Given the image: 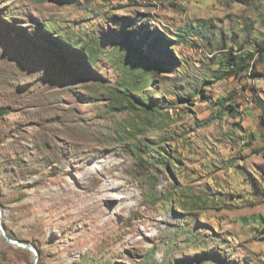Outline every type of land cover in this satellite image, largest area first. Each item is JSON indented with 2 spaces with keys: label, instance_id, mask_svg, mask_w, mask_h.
I'll return each mask as SVG.
<instances>
[{
  "label": "rangeland",
  "instance_id": "374dc122",
  "mask_svg": "<svg viewBox=\"0 0 264 264\" xmlns=\"http://www.w3.org/2000/svg\"><path fill=\"white\" fill-rule=\"evenodd\" d=\"M193 26L208 40L180 39ZM263 36L264 0H0L8 234L38 264H264V64L219 78L207 57ZM121 42L166 62L126 109L108 92ZM33 260L0 235V264Z\"/></svg>",
  "mask_w": 264,
  "mask_h": 264
},
{
  "label": "trees",
  "instance_id": "16d2710c",
  "mask_svg": "<svg viewBox=\"0 0 264 264\" xmlns=\"http://www.w3.org/2000/svg\"><path fill=\"white\" fill-rule=\"evenodd\" d=\"M243 4H249L253 0H231ZM228 3H230V0H228ZM50 25V26H49ZM191 26V25H189ZM46 29L48 27H51V24L45 22ZM246 28L250 31L252 29L251 25H247ZM60 31V30H59ZM191 33V35H189ZM193 34H196L197 37L208 40V29L206 26H193L190 27L188 32H182L180 34V39L182 38H193ZM78 42L82 43L81 48L85 51V56L88 59V61L91 63L93 59L97 57V48L91 43V41L86 40L85 44H83V40L77 39ZM129 41V40H127ZM126 41V42H127ZM176 44L177 41L175 40ZM210 41V40H209ZM121 42L120 47L123 45H126V47L123 50L122 58L116 57V65L118 66V69L121 71L119 75V81L118 84L115 86H111L107 88L108 92L111 93L110 98L115 99L116 103L114 105H110L112 108L115 107V105L119 103H125L124 108H132L135 103V99L133 96H129L128 92L132 91V88H140V86H135L136 81H141L144 79L145 76H148L151 80L154 79L158 73H162V70H166V62L163 59H154L149 56V53L146 52V50H143L141 46H137L133 42ZM212 41H210L211 43ZM254 50H249L247 52H243V48H239L237 50L234 49V47H231L226 50L224 54H221L220 51H216L217 54L214 55V57L209 58L211 60H217L219 65L225 66V74L223 73L219 78H222L223 76L232 77L237 76L240 73H244L246 71L250 72L251 76H256L261 73L257 72L256 68V56H259L261 63L264 64V36L260 39H255L254 42ZM120 55V56H121ZM206 56V53H205ZM206 59V58H205ZM138 79V80H137ZM205 83V82H204ZM199 93L200 90H197L195 93ZM188 99L186 97H180L177 100H167V105L172 108L173 106H177L181 101H187ZM143 101V100H142ZM222 102H218L220 105H224L225 99L220 100ZM141 104L140 102H137ZM143 107L148 112H151L153 114H158L160 111L159 105L155 104L152 101H143ZM137 105V104H136ZM226 109H229L232 113H234L237 110V107L234 104H231L229 106H226ZM6 113V109L1 108L0 109V116Z\"/></svg>",
  "mask_w": 264,
  "mask_h": 264
},
{
  "label": "water",
  "instance_id": "95a60500",
  "mask_svg": "<svg viewBox=\"0 0 264 264\" xmlns=\"http://www.w3.org/2000/svg\"><path fill=\"white\" fill-rule=\"evenodd\" d=\"M1 208L2 207L0 205V231H1V236L8 243H11V244H13V245H15L17 247L29 249L30 251H32V253L35 254V257H34V260H33V264H38V260H39V252H38V250L35 247L20 241L19 239L11 237L8 234V232L6 231L4 220H3V216H2L3 213H2V209Z\"/></svg>",
  "mask_w": 264,
  "mask_h": 264
},
{
  "label": "bare ground",
  "instance_id": "6f19581e",
  "mask_svg": "<svg viewBox=\"0 0 264 264\" xmlns=\"http://www.w3.org/2000/svg\"><path fill=\"white\" fill-rule=\"evenodd\" d=\"M208 54V53H207ZM208 56L210 57V58H212V57H214V53H209L208 54ZM106 161V160H105ZM77 167V166H76ZM86 187V186H85ZM76 192V191H75ZM125 198H126V200H128V201H133L134 199H135V194L132 192V191H129V192H126V195L124 196ZM2 209V213H3V220H4V218H5V211L3 210V208H1ZM7 231V230H6ZM0 235H1V231H0ZM23 242V241H22ZM24 243H26V242H24ZM27 244H29V243H27ZM29 245H31V246H33V247H35L34 245H32V244H29ZM36 248V247H35ZM37 249V248H36ZM38 250V249H37ZM38 252H39V250H38ZM40 254V253H39ZM33 255H34V257H35V254L33 253Z\"/></svg>",
  "mask_w": 264,
  "mask_h": 264
}]
</instances>
